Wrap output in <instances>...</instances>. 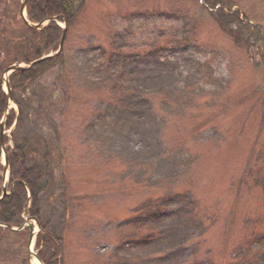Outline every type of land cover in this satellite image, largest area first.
<instances>
[{
    "label": "rangeland",
    "instance_id": "1",
    "mask_svg": "<svg viewBox=\"0 0 264 264\" xmlns=\"http://www.w3.org/2000/svg\"><path fill=\"white\" fill-rule=\"evenodd\" d=\"M214 1L85 0L65 71L14 95L6 149L47 160L63 264H264V67L220 22L238 10L264 37V2ZM3 231L0 264H33Z\"/></svg>",
    "mask_w": 264,
    "mask_h": 264
},
{
    "label": "trees",
    "instance_id": "2",
    "mask_svg": "<svg viewBox=\"0 0 264 264\" xmlns=\"http://www.w3.org/2000/svg\"><path fill=\"white\" fill-rule=\"evenodd\" d=\"M7 1L11 2V0ZM217 1H214V5L218 3ZM84 2V0H29L26 8L27 18L32 23H40L51 17L60 18L66 23L69 31L81 14ZM263 2L264 0L258 1L259 4ZM16 7L13 5L12 11L6 13L4 11V15L0 16V71L15 63L27 64L40 59L51 51H55L60 39L61 31L54 23H50L41 32L26 28L16 18ZM220 20L223 27L226 24L233 28L234 32L237 31L246 37L241 45L247 46V38L249 42L252 39L249 47L253 46L259 51L262 58L261 65L264 67V37L260 35L255 26L247 24L248 21H252L251 18L236 10L232 14L220 16ZM237 47L239 48V44ZM55 67L59 72L65 71L66 64L63 54L28 71L12 74L9 79L12 96L28 90L33 83ZM4 105L5 96L0 92V115L5 108ZM13 117L14 114L11 112L8 117L9 121ZM22 117L23 114L20 111L17 124L22 121ZM32 154L30 141L26 138L21 139L9 151L8 187L11 193L0 202V224L17 228L22 226L23 217L34 219L40 226V233L35 244L38 259L42 264H63L61 256L64 245L41 218V197L48 189L49 166L45 158L40 164L36 163ZM254 185L261 188L264 193V181L256 180ZM233 187L235 185L231 186L232 190ZM196 200H193L195 209L199 208V201ZM0 232H2L1 229ZM5 233L21 238L22 243L27 240L26 231ZM226 263L232 264L233 262L228 259Z\"/></svg>",
    "mask_w": 264,
    "mask_h": 264
},
{
    "label": "water",
    "instance_id": "3",
    "mask_svg": "<svg viewBox=\"0 0 264 264\" xmlns=\"http://www.w3.org/2000/svg\"><path fill=\"white\" fill-rule=\"evenodd\" d=\"M26 1L27 0H24L22 5H21V9H20V17L22 19V21L28 26V27H31L33 29H40L41 27V24H38V25H35V26H32V25H29L26 20L24 19V16H23V9L26 5ZM48 21H53V19H49ZM65 29L63 30V33H62V37L60 39V43H59V50H58V53L61 52L62 50V44H63V41H64V38H65ZM48 58H43V59H40L38 61H35L31 64H28L26 66H21V65H13V66H10L8 67L7 69H5L3 71V74L1 76V79H0V82L1 83H5V88H6V91H7V102H6V105L8 104V102L10 101V90H9V86H8V81H7V78L10 74L14 73V72H23L25 70H28L30 68H32L33 66L47 60ZM0 150L3 152V155H4V168H3V172H2V195L0 197V201L7 195L6 194V182H5V171H6V168H7V153L5 151V147H4V125L3 123H0ZM24 227H28V229L30 230V236H29V239H28V251H29V256H34L37 260L38 258L35 256V254H33L31 251H30V243H31V240H32V231H31V226L29 224H27L26 226ZM7 229L11 230V231H20L22 230L23 228H20V229H13L9 226H7ZM39 261V260H38ZM40 262V261H39ZM41 264V262H40Z\"/></svg>",
    "mask_w": 264,
    "mask_h": 264
},
{
    "label": "bare ground",
    "instance_id": "4",
    "mask_svg": "<svg viewBox=\"0 0 264 264\" xmlns=\"http://www.w3.org/2000/svg\"><path fill=\"white\" fill-rule=\"evenodd\" d=\"M33 246V240H32V243H31V247ZM33 264H39L37 260L33 259Z\"/></svg>",
    "mask_w": 264,
    "mask_h": 264
}]
</instances>
